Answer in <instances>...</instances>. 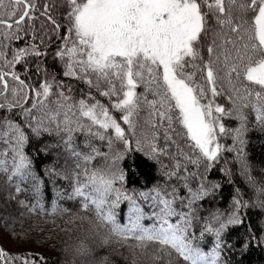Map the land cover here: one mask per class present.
Masks as SVG:
<instances>
[{
  "label": "snow or ice",
  "instance_id": "1",
  "mask_svg": "<svg viewBox=\"0 0 264 264\" xmlns=\"http://www.w3.org/2000/svg\"><path fill=\"white\" fill-rule=\"evenodd\" d=\"M17 41L24 46L14 48ZM49 55L63 77L95 89L110 108L91 92L74 99L72 86L54 69L42 68L43 61L36 63L42 81L21 79L17 65H24L28 77V65ZM218 97L230 106L217 103ZM250 131L264 133V0H0V174L10 199L28 193L35 201H18L27 211L43 213L45 206L41 178L25 148L32 139L55 136L56 145L42 151L59 147L76 162L72 174L56 166L46 169L53 183L64 179L69 184L63 194L56 189L58 199L76 201L116 234L170 247L185 264H229L227 253L238 249L243 256L254 239L264 243V219L249 231L244 215L254 208L264 214V188L258 190V203L237 193L226 210L210 209L207 217L197 211L222 187L208 175L225 152L236 153L241 171L255 183L246 156ZM170 132L180 139L186 135L190 151ZM77 135L84 136L88 151L80 150ZM225 136L231 147L220 142ZM93 140L106 141L108 152ZM133 150L159 166L162 182L139 190L126 187L121 162ZM97 158L104 163L91 168ZM121 204L127 205L126 222L118 219ZM60 210L53 201L51 212ZM197 226L199 235L192 232ZM239 227L244 237L233 244L227 236ZM208 236L211 246L202 248ZM22 260L29 264L0 249V264Z\"/></svg>",
  "mask_w": 264,
  "mask_h": 264
},
{
  "label": "trees",
  "instance_id": "2",
  "mask_svg": "<svg viewBox=\"0 0 264 264\" xmlns=\"http://www.w3.org/2000/svg\"><path fill=\"white\" fill-rule=\"evenodd\" d=\"M57 43H59L57 41ZM24 41L13 42V47H23ZM43 51V49H41ZM55 51V47L52 48ZM43 61L41 67L48 70H55L57 78L62 79L66 85L72 86L71 95L79 100L86 98L85 94L91 92L102 104L110 108L107 97H101L95 89H88L87 86L70 77H63L58 62L54 64L52 56L34 59L28 65V77L23 75L24 65H17L16 71L21 74V79L28 83L40 82L44 79L42 73L36 72V63ZM50 78V76H49ZM67 92L68 89L65 88ZM142 91V89H140ZM206 102V101H205ZM217 103L225 107L230 106L226 98H217ZM112 114L119 117V113L112 110ZM19 117L17 120L19 121ZM254 122V114L250 117ZM118 122L127 130V125L122 120ZM226 126H238L237 121L223 120ZM177 131L185 132L182 125L174 124ZM173 140H179L180 146L186 151H190V141L185 135L183 139L176 136L175 132H170ZM163 132L159 133L158 143L163 146ZM57 137L45 134L38 139L30 140L26 146V153L33 159V168L38 177L41 178L42 199L40 202L45 206L43 213L39 210L29 212L18 204L22 200L27 203H35L28 193L15 194L16 199L9 198V188L6 177L0 174V245L5 252L21 256L27 259L29 264H185L182 257L170 247L162 246L158 242L149 240H139L135 237H125L116 234L110 226L99 222L93 212H85L77 206L76 201L58 199L56 189H60L63 194L70 191L67 180L56 179L53 183L46 174V169L56 166L64 172L72 174L75 170L76 162L69 158L59 147H49L47 151H42L46 145H56ZM77 144L80 150L88 151L84 145V136L77 135ZM226 146L231 147L232 141L225 136L220 140ZM93 144L100 148L102 153H107L106 141L93 140ZM170 151L175 152L176 146L171 144ZM123 150V145H117ZM130 146L135 149L134 140L130 137ZM3 145H0L2 148ZM236 153H223L220 160L210 170L208 179L222 187L214 198L206 199L200 203L197 215L207 217L210 209L226 210L233 197L239 193L245 201L258 203L260 196L259 189L264 188V133L250 131L246 141V156L249 164L248 173L255 183H250L245 174L241 171L239 163L235 161ZM183 161V157H178ZM165 164L171 163L167 158H163ZM104 163L103 159L97 158L92 161L91 168L99 167ZM121 167L126 171V187L129 190H139L151 187L157 181L162 182V178L157 171L158 165L150 161L142 152L129 151L125 159L121 162ZM190 170L197 169L189 165ZM224 169H227L226 173ZM230 173V175L228 174ZM181 195L185 194L183 188L179 189ZM55 201L62 210L56 213L51 212V205ZM68 208L64 211L63 208ZM127 205L121 204L118 209V219L126 222L123 217L126 213ZM147 210V209H146ZM246 223L250 225L249 231L261 227L260 220L264 219V214L259 208L245 210ZM93 221L95 223H93ZM149 224L150 222L145 221ZM203 223V221H201ZM99 225V228L96 227ZM107 228L111 236L106 237L100 229ZM192 232L199 235V227H194ZM244 227L232 228L227 236L233 244L244 237ZM264 235V234H262ZM212 237H206L200 246L210 247ZM72 248H79L81 251L71 255H65L66 251ZM133 250L136 251L138 259L133 258ZM229 264H264V243L254 239L251 249L243 256L235 249L227 253ZM23 264V260L16 262Z\"/></svg>",
  "mask_w": 264,
  "mask_h": 264
},
{
  "label": "clouds",
  "instance_id": "3",
  "mask_svg": "<svg viewBox=\"0 0 264 264\" xmlns=\"http://www.w3.org/2000/svg\"><path fill=\"white\" fill-rule=\"evenodd\" d=\"M93 223H95V222L93 221ZM96 227L99 228V225H96ZM100 231L106 237H109L110 238L111 233H110V231L107 228L100 229ZM79 251H81V249H79V248H72L71 250L66 251L65 255H71L73 253H78ZM133 258L134 259H138V257L136 256V251L135 250H133Z\"/></svg>",
  "mask_w": 264,
  "mask_h": 264
},
{
  "label": "water",
  "instance_id": "4",
  "mask_svg": "<svg viewBox=\"0 0 264 264\" xmlns=\"http://www.w3.org/2000/svg\"><path fill=\"white\" fill-rule=\"evenodd\" d=\"M0 249H1V245H0Z\"/></svg>",
  "mask_w": 264,
  "mask_h": 264
}]
</instances>
